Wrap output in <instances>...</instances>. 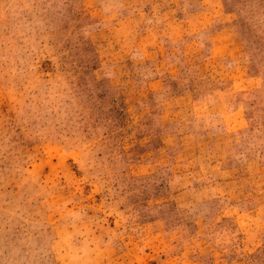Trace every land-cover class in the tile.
Returning a JSON list of instances; mask_svg holds the SVG:
<instances>
[{
  "label": "rangeland",
  "instance_id": "obj_1",
  "mask_svg": "<svg viewBox=\"0 0 264 264\" xmlns=\"http://www.w3.org/2000/svg\"><path fill=\"white\" fill-rule=\"evenodd\" d=\"M0 264H264V0H0Z\"/></svg>",
  "mask_w": 264,
  "mask_h": 264
}]
</instances>
